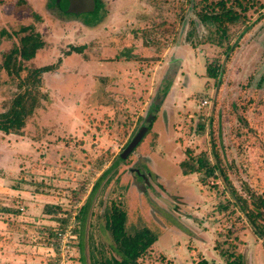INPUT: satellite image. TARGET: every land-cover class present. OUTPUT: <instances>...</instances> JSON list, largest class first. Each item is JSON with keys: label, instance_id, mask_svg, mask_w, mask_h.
Wrapping results in <instances>:
<instances>
[{"label": "rangeland", "instance_id": "obj_1", "mask_svg": "<svg viewBox=\"0 0 264 264\" xmlns=\"http://www.w3.org/2000/svg\"><path fill=\"white\" fill-rule=\"evenodd\" d=\"M247 1L244 21L230 25L217 44L214 25L200 22L187 0H98L93 13L90 0L67 6L0 0V111L17 90L4 54L18 45L23 27L37 31L43 47L22 64H56L42 75L47 100L22 130L0 131V206L12 214L0 216V233L8 238L15 227L29 230L6 241L11 247L1 258L12 260L3 264L19 258L15 246L24 248L26 264L119 259L104 227L112 200L125 210L129 234L145 225L157 236L141 264H195L202 257L222 264L219 247L231 244L245 264H264V240L243 214L223 208L229 193L219 171L203 179L178 165L186 149L204 152L241 192L256 179L264 190V0ZM69 45L82 46L81 53L66 54ZM209 64L224 67L219 86L206 74ZM161 85L166 94L151 129L128 157L117 159L153 111ZM135 172L145 176V191ZM83 203L86 217L78 219ZM54 229L72 233L66 251L49 244Z\"/></svg>", "mask_w": 264, "mask_h": 264}, {"label": "trees", "instance_id": "obj_2", "mask_svg": "<svg viewBox=\"0 0 264 264\" xmlns=\"http://www.w3.org/2000/svg\"><path fill=\"white\" fill-rule=\"evenodd\" d=\"M62 2L63 0H55ZM66 6L69 0H64ZM86 0L85 2H87ZM92 2L90 12H94L99 4L98 0H90ZM193 10L194 15L198 18L200 22H210L214 25V42L217 44H222L223 40L227 37V30L230 25L244 21L246 15V6L243 3H248L247 0H232V3L227 4L225 0H217L214 2H209L208 5H203L202 7H197L206 2L207 0H187ZM82 4V3H81ZM239 8V9H238ZM94 10V11H93ZM73 13V12H72ZM78 15L79 13H73ZM29 26L22 28L24 33L19 37L18 45L11 48L8 52L4 54L3 58V67L5 68L8 75L17 79V90L11 99L8 107L5 110L0 111V131L4 133H19L22 130V127L25 126L26 119L31 116L35 109L40 106L42 100H47V95L42 91V75L46 72L49 73L52 71L56 64H42L38 66H32L26 68L22 61H31V59L38 53V51L43 47V39L37 31H29ZM217 35V36H216ZM234 46H229L227 49L232 50ZM81 53L82 46L69 45V49L66 51V54L71 52ZM220 69V70H219ZM26 70L25 74H21L22 71ZM224 67H216L215 65L209 64L206 66V74L210 78H213L217 86L222 83L220 75L223 72ZM169 79L167 82L169 83ZM161 89V91H160ZM165 87L159 86L158 93L155 95V101L152 102L153 111L149 112L148 115L144 118V122L138 126L133 135L126 140L121 151L117 154L116 158L119 160L124 159L121 155L123 149L129 143L134 134L139 130L141 126L146 127V131H149L152 127L153 122L155 121L156 116L155 112L160 107L163 98L166 94ZM93 92V96H95ZM96 97V96H95ZM210 120H213L211 117ZM200 129H204V125H199ZM144 132V134L146 133ZM143 134V137H144ZM142 139L137 143L139 144ZM214 145V144H212ZM240 147L239 145H237ZM186 151V157L178 162L179 168L184 174L200 172L202 173V178L212 176L216 178L215 170L219 171V177L224 188L229 193V199L226 200L228 203L224 205L223 208H228L235 213L238 212L243 214L252 228L253 232L264 240V190L262 185H260L256 179L254 185L250 183H243V191L241 192L233 181L228 176V173L225 172L222 168V164L217 161L210 165L207 160V154L204 152H199L197 155H192L189 150ZM232 152V151H231ZM240 148L238 153H240ZM128 157V156H126ZM218 157V154H217ZM221 162V161H220ZM136 175V185L141 191H145L146 181L145 176L142 179L137 178ZM135 177V176H134ZM144 179V180H143ZM252 182V180L250 181ZM98 181L93 183L91 187L92 190H95L98 186ZM120 203L112 200L109 205V209L105 212V224L104 227L109 230L115 241V251L121 256L119 259L117 257H111L104 261L93 259L94 262L99 264H141L138 261V258L146 253L147 249L153 242L157 239L155 233L151 231L147 226L143 225L137 227L133 230L132 233L126 231L125 219L126 212L120 206ZM86 206L87 203H83L79 210L76 218L85 219L86 217ZM1 210H11L8 207L0 206ZM64 224V220L61 222ZM54 231L50 234L54 237ZM52 237V238H53ZM50 238V237H49ZM48 239H45L47 242ZM231 244L229 248L219 247V254L223 258L222 264H245L242 254L239 251L234 250V247ZM195 264H215L212 261L207 260L205 257L198 259Z\"/></svg>", "mask_w": 264, "mask_h": 264}, {"label": "crops", "instance_id": "obj_3", "mask_svg": "<svg viewBox=\"0 0 264 264\" xmlns=\"http://www.w3.org/2000/svg\"><path fill=\"white\" fill-rule=\"evenodd\" d=\"M85 104V103H84ZM23 212V211H22ZM21 212V213H22ZM5 215H12L11 214V210H1L0 211V216H1V218H6L7 216H5ZM20 215V214H19ZM19 215L17 214L16 215V217L14 218V220L15 221H18V220H20V218H19ZM11 219H13V216L12 217H10ZM3 221V220H2ZM20 222V221H19ZM3 223H4V221H3ZM0 226H2V225H0ZM4 226H6V223H4ZM24 227H25V225H23L21 222H20V228L21 229H24ZM34 227H32V229H33ZM15 229L16 230H9L8 231V235H10L11 237H13V239H16V238H19V236H21L22 234H26V235H28V231H25V230H20V229H18L17 227H15ZM25 229H27V228H25ZM0 264H3V263H5L4 261H11L12 260V257H8V258H1V257H4V256H8V250H9V248L11 247H9L7 244H6V241H8V239H11V237L9 236L8 238L7 237H4V236H2L1 235V233H0ZM30 247L33 249V247L32 246H29V247H27V249H30ZM24 248H18V247H16L15 246V251L14 252H16V254L15 255H18V257L19 258H17V259H15L14 260V264H26V261L25 260H27L26 259V256H25V253H24V250H23ZM25 250H26V247H25ZM34 250V249H33ZM13 252V253H14ZM23 261V263H20V261ZM30 260V259H29Z\"/></svg>", "mask_w": 264, "mask_h": 264}, {"label": "built area", "instance_id": "obj_4", "mask_svg": "<svg viewBox=\"0 0 264 264\" xmlns=\"http://www.w3.org/2000/svg\"><path fill=\"white\" fill-rule=\"evenodd\" d=\"M205 102L206 101L204 100L202 104H204ZM55 238H56V241H55ZM72 238H73V235L68 230L57 231L54 237L52 238L53 242L49 244L57 247L59 251H66L70 247V242Z\"/></svg>", "mask_w": 264, "mask_h": 264}, {"label": "water", "instance_id": "obj_5", "mask_svg": "<svg viewBox=\"0 0 264 264\" xmlns=\"http://www.w3.org/2000/svg\"><path fill=\"white\" fill-rule=\"evenodd\" d=\"M86 0H75L76 4H81L85 2ZM91 6H89L88 9H90ZM146 131L145 126H141L139 130L134 134V136L131 138L129 143L126 145V147L123 149L121 155L123 158L127 156V154L137 145V143L140 141V139L143 137L144 132Z\"/></svg>", "mask_w": 264, "mask_h": 264}, {"label": "clouds", "instance_id": "obj_6", "mask_svg": "<svg viewBox=\"0 0 264 264\" xmlns=\"http://www.w3.org/2000/svg\"><path fill=\"white\" fill-rule=\"evenodd\" d=\"M49 241H50V240H49ZM49 241H48V242H49Z\"/></svg>", "mask_w": 264, "mask_h": 264}]
</instances>
